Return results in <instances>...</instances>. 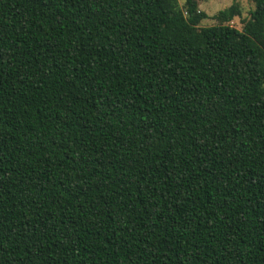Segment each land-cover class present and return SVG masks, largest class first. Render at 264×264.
<instances>
[{
  "label": "trees",
  "instance_id": "16d2710c",
  "mask_svg": "<svg viewBox=\"0 0 264 264\" xmlns=\"http://www.w3.org/2000/svg\"><path fill=\"white\" fill-rule=\"evenodd\" d=\"M0 0V264H264V0Z\"/></svg>",
  "mask_w": 264,
  "mask_h": 264
},
{
  "label": "rangeland",
  "instance_id": "374dc122",
  "mask_svg": "<svg viewBox=\"0 0 264 264\" xmlns=\"http://www.w3.org/2000/svg\"><path fill=\"white\" fill-rule=\"evenodd\" d=\"M183 4L184 0H180ZM238 2L242 8V15L234 18L231 22L236 28L242 29L243 20L248 16L249 11L255 7L253 0H202L200 1V10L206 12L208 17L205 18L201 25L209 26L218 24L219 21L214 16L222 9L231 6L233 3Z\"/></svg>",
  "mask_w": 264,
  "mask_h": 264
}]
</instances>
